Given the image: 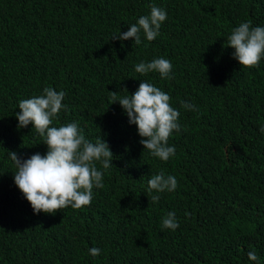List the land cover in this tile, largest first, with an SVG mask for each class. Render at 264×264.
I'll return each instance as SVG.
<instances>
[{
    "label": "trees",
    "instance_id": "16d2710c",
    "mask_svg": "<svg viewBox=\"0 0 264 264\" xmlns=\"http://www.w3.org/2000/svg\"><path fill=\"white\" fill-rule=\"evenodd\" d=\"M151 5L167 12L153 41L142 32L140 45L111 39ZM249 20L264 27V0H0V264H257L249 251L264 264V57L246 68L228 47L232 29ZM159 57L171 61V79L135 71ZM141 81L180 112L168 161L144 150L111 103V92L122 98ZM45 87L66 94L50 126L76 122L114 157L107 170L96 162L103 188H93L91 204L65 214H34L9 157L46 154L44 138L16 119L19 101ZM161 171L178 186L150 194L147 182ZM170 211L174 231L162 227Z\"/></svg>",
    "mask_w": 264,
    "mask_h": 264
},
{
    "label": "clouds",
    "instance_id": "9594fccd",
    "mask_svg": "<svg viewBox=\"0 0 264 264\" xmlns=\"http://www.w3.org/2000/svg\"><path fill=\"white\" fill-rule=\"evenodd\" d=\"M166 19V10L151 5L148 15H141L126 32H119L111 39L123 41L132 38L136 45H140L142 32L147 41H153L160 34L159 30ZM228 47L234 49L232 56L240 66L258 67L264 57V27H253L250 20L240 23L228 36ZM172 68L170 60L159 57L151 62L141 61L135 66V71L140 74L158 72L162 79H171ZM65 95L64 91L45 87L42 95L22 99L18 103L17 127L31 124L47 146L45 155L36 153L27 159H21L15 152L9 151L16 168L14 184L34 214H65L89 206L93 188H103V172L97 169L96 162L104 170L113 166L110 163L114 158L113 153L101 136L95 143L90 142L76 122L50 126L60 111L67 108L62 103ZM170 99L166 92L142 81L135 92L122 98L117 97L116 91L111 92V103L118 102L128 117V123L136 125L137 133L142 138L139 143L144 150L161 161H168L175 155L176 149L169 146L168 139L174 131H181L178 123L180 112L170 105ZM180 105L189 111L197 110L195 105L185 101H180ZM260 131L264 132V127ZM147 183L150 194L153 191L172 192L178 186L177 179L165 175L163 171L153 175ZM151 200L156 204L160 196L152 195ZM162 227L173 231L179 227L174 211L168 212L162 219ZM100 252L99 248L89 249L93 257L100 255ZM247 256L250 261L259 264L255 251H249Z\"/></svg>",
    "mask_w": 264,
    "mask_h": 264
}]
</instances>
